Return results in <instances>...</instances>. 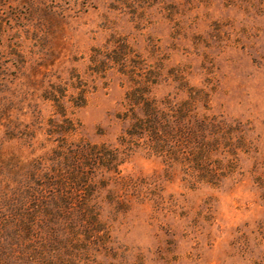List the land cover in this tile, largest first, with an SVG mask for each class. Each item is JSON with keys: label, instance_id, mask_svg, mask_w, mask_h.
<instances>
[{"label": "rangeland", "instance_id": "374dc122", "mask_svg": "<svg viewBox=\"0 0 264 264\" xmlns=\"http://www.w3.org/2000/svg\"><path fill=\"white\" fill-rule=\"evenodd\" d=\"M142 83L214 120L212 151L122 143ZM62 121L113 152L71 226L41 205ZM0 264H264V0H0Z\"/></svg>", "mask_w": 264, "mask_h": 264}, {"label": "trees", "instance_id": "16d2710c", "mask_svg": "<svg viewBox=\"0 0 264 264\" xmlns=\"http://www.w3.org/2000/svg\"><path fill=\"white\" fill-rule=\"evenodd\" d=\"M133 87L137 88L125 95L131 122L124 131V136L120 138L122 143L129 144L130 141L131 145L136 143L138 146L141 141L140 145L155 156H162L167 160L181 157L184 161L195 163L212 151L214 142L218 141L215 137L219 133L216 131L220 129L214 120H198L189 116L186 108L188 103L173 105L168 99L157 102L149 98L144 89L140 88L146 87L144 83ZM53 101L56 107H59L57 104L59 101L56 99ZM82 103H76L75 106L80 107ZM135 107H138L141 113L139 118L134 116ZM72 127L68 121L61 122L56 138L59 140L55 147V160H52L55 169L42 176V191L52 190L48 197L41 198L43 216L52 225L54 222H60L71 226L80 220L96 218L90 207L80 206V203L72 206L71 201L81 199L80 194L87 192L86 188H89L93 175L90 170L96 171L99 165L103 167L100 163L112 161L110 157L113 152L104 147L91 146L83 142L66 143V136L73 132ZM61 161L67 163L62 164ZM56 166L59 168L56 169ZM206 171L207 168H204L203 172ZM202 177L210 175L204 174Z\"/></svg>", "mask_w": 264, "mask_h": 264}]
</instances>
